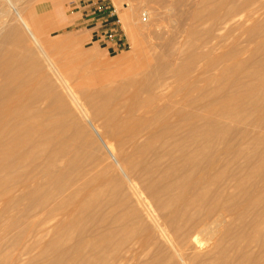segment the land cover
<instances>
[{"label":"bare ground","instance_id":"obj_1","mask_svg":"<svg viewBox=\"0 0 264 264\" xmlns=\"http://www.w3.org/2000/svg\"><path fill=\"white\" fill-rule=\"evenodd\" d=\"M6 1L40 65L20 58L28 47L4 21L0 48L13 40L18 51H0V185H14L0 189V209L35 199L23 214L67 215L65 229L31 264L49 254L50 264H154L153 246L158 259L166 257L159 242L176 264H264V0H199L180 24L187 26L180 64L138 81L118 75L126 85L98 94L72 86L48 53L52 42L39 40L17 3ZM203 25L206 31L197 30ZM130 87L124 100L115 95ZM59 111L81 138L89 133L78 141L89 152L72 150L58 135ZM135 217L152 219L160 240L144 237V227L141 236L128 231L139 228ZM220 227L226 232L216 241ZM210 243L214 252L205 256Z\"/></svg>","mask_w":264,"mask_h":264},{"label":"rangeland","instance_id":"obj_2","mask_svg":"<svg viewBox=\"0 0 264 264\" xmlns=\"http://www.w3.org/2000/svg\"><path fill=\"white\" fill-rule=\"evenodd\" d=\"M13 3H17L25 19L28 20L30 15L41 18L43 25L37 23L38 25L32 24V26L41 27L44 30L41 31V33H44L40 36V33L38 34L37 32L38 39L46 43L52 42L47 47L48 53L50 52L49 55L55 63L69 76L72 86L78 91L98 94L106 93V91L110 90L116 91V87L126 85L128 81L118 83L114 79L115 77L118 78V75L122 74L119 77L124 75L126 77H134L131 80L138 81L151 73L162 70V67L166 65L171 67L180 64L183 59V52L186 49V45L180 47L184 41L182 30L187 28V26L180 28V24L184 13L189 15L197 9L199 0H13ZM103 4L107 7L115 6L119 12L122 45L116 49L111 47V45H103L99 37V34L104 32L110 25V20L107 17L108 13L104 15L96 12L98 7ZM9 10L7 1L0 0V40L5 37L6 29L8 28L3 26V23L9 20V23L13 24L12 27L15 26L17 29L15 33L20 35L21 41L26 43L29 50L27 55H21L20 58H25L26 60L34 58L37 67L38 64L40 65V57L37 50L29 42L30 39L24 33L20 23L15 20V15H8L7 12ZM55 13H58V20L62 22L58 23V26L50 31L48 29L53 25L52 16ZM144 14L147 17L146 21L143 19ZM191 24L193 25V23ZM207 27L208 25H203L197 30L206 31ZM46 28L47 30L45 31ZM236 33L238 32L235 31L233 34L235 35ZM185 40L191 41V38H186ZM17 46L16 41L10 40L6 45H2L0 51L4 53L5 57L13 56L17 54ZM216 53H221V50ZM5 57L2 56L1 58ZM18 63L20 62L16 58L12 61L10 67L15 68ZM124 69L127 70L124 71ZM135 74L136 76H134ZM132 90L133 88L130 87L128 90L119 91L115 95L121 93V97L124 100L133 92ZM142 94L138 95V100H141L145 95L143 94L142 96ZM122 103L125 104L124 102ZM143 110H136L134 116L141 115ZM70 115L69 123L76 117L74 110L71 111ZM148 115L150 114H147L146 117ZM56 118L60 128L58 135L69 141L68 146L72 150L83 151L84 153L89 152L90 148L81 145L79 147L78 145V141L88 138L89 133H85L83 138H81L79 136V126L72 127L69 123H66L67 116L65 113L57 112ZM140 141H143V139ZM59 146H61V143L57 144V147ZM97 152L100 154V158H106L102 151ZM90 160L87 159L84 163H90ZM35 183L42 186L43 179L37 180ZM108 184V181L102 183V185ZM0 189L12 191L14 189L13 182L8 181L6 184L0 185ZM27 191V187H24L22 192L26 194ZM19 193L21 192H12V195L16 196ZM90 195L91 193L86 192L83 196L84 198H89ZM35 202V199H30L26 202L28 206L19 205L10 208L8 211H6L7 208L5 206L1 207V213L5 212L0 215V264H31V259L37 257L51 239L65 229L66 223L64 221L67 215L61 217L56 216V213H54L52 216L44 218L37 215L23 214L28 209H33ZM109 203L110 205L108 204L104 209L110 208L111 205L116 204V201ZM122 216H124L122 220H125V223L131 219V214L126 212ZM133 219H135L139 228L136 227L135 229L134 225H128V231H134L135 234L141 236V230L144 227L149 234L144 235V237L151 239L152 243L160 240L159 234L154 230L155 227L153 226L155 223L152 219L148 220L144 217L143 219L138 217ZM27 228L29 232L26 234L25 229ZM220 229L219 233L215 235L214 240L216 241L220 240L226 232V227H220ZM116 238V236L112 238V243L116 241ZM231 242L228 240L225 247L222 248L226 249ZM159 247L166 257L164 260L158 259L159 256L156 255V249L153 246L152 256L154 261L156 260L154 264H168L170 262L176 264L171 252L168 250V245L159 242ZM102 252L104 251L100 249L96 256ZM202 252L206 254L205 256L212 255L214 252L213 244L210 243ZM229 253L232 254V252ZM96 256L91 255L90 258ZM54 259L55 257L49 254L42 264H50ZM146 259L148 260V258ZM39 264L41 263L39 262ZM209 264H212V261Z\"/></svg>","mask_w":264,"mask_h":264},{"label":"built area","instance_id":"obj_3","mask_svg":"<svg viewBox=\"0 0 264 264\" xmlns=\"http://www.w3.org/2000/svg\"><path fill=\"white\" fill-rule=\"evenodd\" d=\"M96 12L104 15L108 13L107 17L110 20V25H108L107 29L99 34L103 45H111L114 49L119 48L122 45L120 38L122 36V30L118 9L115 6L107 7L103 4L98 7ZM143 19L144 21L147 19L145 14L143 15Z\"/></svg>","mask_w":264,"mask_h":264},{"label":"crops","instance_id":"obj_4","mask_svg":"<svg viewBox=\"0 0 264 264\" xmlns=\"http://www.w3.org/2000/svg\"><path fill=\"white\" fill-rule=\"evenodd\" d=\"M60 5V4H59ZM53 16H54V18H53ZM53 16H52V22H53V25H52V27H50L48 30H54L57 26H58V23H60V22H62L61 20H58V13L56 14H53ZM30 17H31V19H30ZM30 17H28V21L31 23V25L33 24V25H38L37 23H39V25H43V23H42V20H41V18L40 17H37V16H34V15H30ZM34 29H35V31L36 32H38V34H39V36L41 35V34H43V33H41V31H44V30H42V28L41 27H35L34 26ZM47 30V28L45 29V31Z\"/></svg>","mask_w":264,"mask_h":264}]
</instances>
